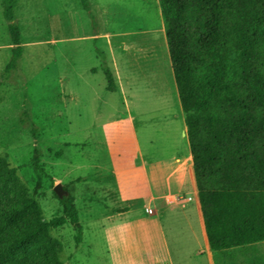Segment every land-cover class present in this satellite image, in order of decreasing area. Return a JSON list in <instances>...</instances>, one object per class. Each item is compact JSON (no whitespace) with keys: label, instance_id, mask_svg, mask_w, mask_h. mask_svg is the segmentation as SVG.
Returning <instances> with one entry per match:
<instances>
[{"label":"rangeland","instance_id":"374dc122","mask_svg":"<svg viewBox=\"0 0 264 264\" xmlns=\"http://www.w3.org/2000/svg\"><path fill=\"white\" fill-rule=\"evenodd\" d=\"M88 1L90 11L81 0H17L24 53L5 81L14 45L0 0V157L18 169L46 221L64 216V199L75 203L81 243L72 224L51 233L64 264H209L192 255L196 245L181 212L118 217L123 199L139 191L137 139L145 151L169 153L174 125L181 124L175 117L185 120L159 0ZM162 223L172 260L153 251Z\"/></svg>","mask_w":264,"mask_h":264},{"label":"trees","instance_id":"16d2710c","mask_svg":"<svg viewBox=\"0 0 264 264\" xmlns=\"http://www.w3.org/2000/svg\"><path fill=\"white\" fill-rule=\"evenodd\" d=\"M90 11L88 0H81ZM14 48L2 79L24 49L17 0H2ZM172 69L185 115L211 250L264 242V0H159ZM109 91L116 83L102 55ZM4 80V79H3ZM46 221L18 169L0 157V264H64L52 231L83 230L71 198Z\"/></svg>","mask_w":264,"mask_h":264},{"label":"crops","instance_id":"0c3cea01","mask_svg":"<svg viewBox=\"0 0 264 264\" xmlns=\"http://www.w3.org/2000/svg\"><path fill=\"white\" fill-rule=\"evenodd\" d=\"M175 118L181 121V124L176 122L174 125V141L171 144V152L162 154L160 147L155 150L153 146L145 151L137 139L140 169L137 170L136 177L137 181L140 182L139 191L132 198L125 197L123 199L127 206L118 216L120 222L122 219H127L135 211L145 212L146 216L158 218L162 213L181 212L192 232L193 242L196 245L192 255L206 257L209 264H215V262L216 264H235L237 261L248 263L252 258L254 264H263L264 242L220 252L211 250L199 199L188 129L180 114ZM147 210H151L153 214L147 215ZM120 224L119 230L121 232L123 228ZM158 228L161 234L157 243L159 249L156 247L153 251L159 253V251L164 250L169 259L172 260L173 251L169 246L163 223L158 224ZM175 252L180 255L182 250L175 248ZM132 264H137L135 259L132 260Z\"/></svg>","mask_w":264,"mask_h":264},{"label":"water","instance_id":"95a60500","mask_svg":"<svg viewBox=\"0 0 264 264\" xmlns=\"http://www.w3.org/2000/svg\"><path fill=\"white\" fill-rule=\"evenodd\" d=\"M55 191L61 199H64L65 196H68V193L63 190L62 185L57 186Z\"/></svg>","mask_w":264,"mask_h":264},{"label":"bare ground","instance_id":"6f19581e","mask_svg":"<svg viewBox=\"0 0 264 264\" xmlns=\"http://www.w3.org/2000/svg\"><path fill=\"white\" fill-rule=\"evenodd\" d=\"M198 194V193H197Z\"/></svg>","mask_w":264,"mask_h":264}]
</instances>
